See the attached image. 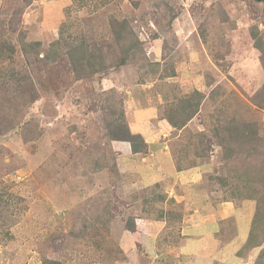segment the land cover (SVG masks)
<instances>
[{"label":"rangeland","instance_id":"374dc122","mask_svg":"<svg viewBox=\"0 0 264 264\" xmlns=\"http://www.w3.org/2000/svg\"><path fill=\"white\" fill-rule=\"evenodd\" d=\"M116 21L134 31L150 62L175 76L160 80L148 67L117 65ZM254 27L264 36V0H0V42L10 45L0 55V71L29 64L21 40L42 43L30 69L36 93L30 86L24 95L0 89L6 129L0 135V264H44L46 257L63 264H256L260 250L244 245L264 204V148L241 165L244 177L258 183H240L213 139L217 129L229 135L232 119L264 128V110L251 106L264 84ZM62 32L63 55L43 65L41 57ZM75 45L102 52L112 67L90 77L75 74L65 56ZM195 90L208 96L200 115L165 136L166 109ZM130 107L147 112L133 117ZM121 113L129 127L122 131L110 126ZM10 121L21 123L8 130ZM127 130L157 141L185 169L159 182L152 171L145 182L136 172L144 182L139 186L133 176L116 179L108 168L96 170L99 152L123 142ZM188 145L194 152L183 158L180 149ZM147 159L146 170L153 164ZM102 201H111L112 221L88 231ZM128 238L136 249L143 244L146 259L130 263L120 254Z\"/></svg>","mask_w":264,"mask_h":264},{"label":"trees","instance_id":"16d2710c","mask_svg":"<svg viewBox=\"0 0 264 264\" xmlns=\"http://www.w3.org/2000/svg\"><path fill=\"white\" fill-rule=\"evenodd\" d=\"M114 37L117 44L120 47L121 59L117 61V65H126L128 63L136 66H140L141 69L146 70L151 69V72L157 74V78L160 80H165L167 78L175 76V73L167 74V66L166 68L162 67L159 62L152 63L148 60L146 54L143 52L142 43H140L139 39L136 37L134 31L125 26L124 23L116 21V26L114 29ZM251 36L254 40V48L259 53V60L264 68V36L261 33L259 27H254L251 31ZM63 32L60 33V39L51 43L49 49L43 54L41 57V63L45 66H50V64H54L57 60L63 55L64 52V44H63ZM0 49L2 52L0 55L3 57L5 53H3L4 49H8L10 45L5 42H0ZM20 46L22 49V53L25 56V60L28 65L22 69L20 72L16 71H7L2 70L0 75V89L8 91L9 94L11 91H15L18 95L25 94V86H30L31 89L36 93V86L34 84V80L31 76V65L33 62L40 58L42 43L40 42H26L24 39L20 41ZM11 51L15 53V50L11 47ZM99 54V55H97ZM65 56L69 59V63L71 64L75 74L80 75L81 77H90L99 73H105L106 69L112 67L106 63L103 59L104 55L102 52L97 53L94 49L88 46L83 45H75L68 48L65 52ZM9 58V57H8ZM34 58V59H33ZM149 73V72H147ZM7 86L9 88H7ZM20 90L17 92L16 90ZM208 99L206 93L195 90L192 93L185 95L182 98L176 99L170 107L166 109V120L172 129L182 130L187 128L188 124L194 120V118L198 117L202 111V107ZM111 100V99H110ZM113 106V105H112ZM251 106L257 108L258 110H264V84L261 86L259 90L251 97ZM104 112L107 111V107H101ZM4 118L0 115V135L3 134L4 130L1 126L3 124ZM8 127V130L15 129L16 126L21 123L19 121L12 122ZM28 125V124H27ZM111 127H120L121 131L128 129V125L124 120V113H121L119 119H115L111 117L110 120ZM25 129V124L22 127ZM128 131V130H127ZM130 131V130H129ZM125 133V138L121 141L129 142L131 144L132 152L134 154L145 153L148 150V145L144 142V140L137 135H133L131 132ZM226 132L229 135L226 138L221 136V130L218 129L213 133V139H215V145L219 146L224 152L223 155V164L233 165L235 167V177L237 176V180L241 183L244 181L245 175L241 171V165L246 163L249 158L257 156L261 150L264 148V128H260L258 123H249L240 121L237 119H232L230 123H228L226 127ZM202 136V135H201ZM24 140L27 141V135L24 134ZM191 143H195L192 139ZM109 147V148H108ZM200 147V146H198ZM206 149L205 147H200ZM183 154V158H188L191 152L194 150L190 149V146H183L180 149ZM102 152H99L95 159V165H99V167H94L96 170L101 168H108L113 173V177L119 179L120 172L118 169L117 163V155L113 149V145L106 146L105 153L101 155ZM227 153L231 154V158L228 157ZM106 154H109L107 157ZM197 158L202 157L203 151L195 152ZM183 160V159H181ZM177 172H182L185 168H181V166H175ZM178 167V168H177ZM192 168L197 167V161H191ZM247 179V178H246ZM252 183H258L257 178L255 180L247 179ZM221 182L223 184L227 183V178H222ZM242 194V193H240ZM255 197L250 195L246 196V199L252 200ZM264 199V198H263ZM158 200H161L160 198ZM164 200V198L162 199ZM157 201V200H156ZM257 201V200H256ZM111 201L101 202V208L94 213L96 216L93 220V224L86 226L85 228L91 229L92 231H99V226H103L107 228L112 221V210H111ZM258 204V201H257ZM264 205V204H263ZM261 203H259L258 211L252 220V226L250 229L249 237L247 242L244 245V249H258L259 254L257 260H255L256 264H264V236L260 235L262 233L261 226H264V207ZM136 219H134L135 221ZM134 221L129 225H126V230L131 233L134 232L136 226H134ZM84 235V233H83ZM78 238V237H77ZM120 254H124L120 251ZM214 249L212 250V253ZM125 256V255H124ZM62 259H48L44 258V264H63Z\"/></svg>","mask_w":264,"mask_h":264},{"label":"crops","instance_id":"0c3cea01","mask_svg":"<svg viewBox=\"0 0 264 264\" xmlns=\"http://www.w3.org/2000/svg\"><path fill=\"white\" fill-rule=\"evenodd\" d=\"M140 109L130 107V110H129L130 116L132 115L134 117V114L138 111L143 112V113L147 112V111H141ZM166 127L167 128L164 127L162 129L163 134L165 136H167V133L171 130L170 125L169 126L167 125ZM155 135H157V133ZM144 142L148 145V152L138 153V154H133L131 144L129 142H115L114 143L113 149L117 155L118 169H119L121 176L122 177L133 176L134 178H136V175H137L136 172H140L141 173V180H144V182H145L149 178L148 173L152 171L151 178H153V179L156 178L157 182H159L162 178V175H166L163 178L167 179V176H169V172H170V176L175 180L176 179L175 175L179 174V173L176 170V167H175L176 165H175V162L172 158L173 152L170 154L161 153L160 150H158L159 147H157V145H158V143H156L157 141L152 140V138H148V139L144 140ZM156 153H158L157 157H156V159H153V157ZM147 156L152 158V159H150V161L153 163L152 167H149L148 170L145 169L146 168L145 164L147 163V160H148ZM136 164H139L138 166L141 167V169L143 171L136 170L135 169ZM143 167H145V168H143ZM185 172H183V173H185ZM183 173H180L181 176H183ZM133 182L134 183L136 182L138 186L140 185L139 183H144L142 181L139 182L138 178H136ZM182 184L183 183H181V185ZM184 186H185V184H184ZM137 221H138V219L136 220V223H137ZM145 223H146V221H145ZM127 233H130V232H127ZM144 233L151 236V233L149 231H145ZM130 234H133V233H130ZM139 244H140V248L136 249V247H134L131 244V241H129V238H128L127 243L125 245H123L121 248L122 251L124 252L125 257L129 258L128 261L130 263H131V259L133 257L144 256L142 258L146 259L145 258L146 254H147L146 248L143 246L142 243H139ZM213 255H216V252H213Z\"/></svg>","mask_w":264,"mask_h":264},{"label":"clouds","instance_id":"9594fccd","mask_svg":"<svg viewBox=\"0 0 264 264\" xmlns=\"http://www.w3.org/2000/svg\"><path fill=\"white\" fill-rule=\"evenodd\" d=\"M126 142V141H125ZM134 154V153H133Z\"/></svg>","mask_w":264,"mask_h":264}]
</instances>
